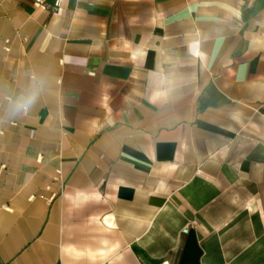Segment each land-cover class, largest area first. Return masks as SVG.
<instances>
[{"label": "crops", "instance_id": "0c3cea01", "mask_svg": "<svg viewBox=\"0 0 264 264\" xmlns=\"http://www.w3.org/2000/svg\"><path fill=\"white\" fill-rule=\"evenodd\" d=\"M54 1L0 0V264H264V0Z\"/></svg>", "mask_w": 264, "mask_h": 264}, {"label": "clouds", "instance_id": "9594fccd", "mask_svg": "<svg viewBox=\"0 0 264 264\" xmlns=\"http://www.w3.org/2000/svg\"><path fill=\"white\" fill-rule=\"evenodd\" d=\"M39 92L40 88L38 85L32 87L31 90L22 97L20 103L16 106L14 111L17 113L27 112L28 109L37 102L39 98Z\"/></svg>", "mask_w": 264, "mask_h": 264}, {"label": "built area", "instance_id": "2783aa9c", "mask_svg": "<svg viewBox=\"0 0 264 264\" xmlns=\"http://www.w3.org/2000/svg\"><path fill=\"white\" fill-rule=\"evenodd\" d=\"M59 3H60V0H55L54 3H53V7L58 10L59 8ZM36 7H43L44 6V0H34V3H33ZM187 228H183L182 229V233H186L187 232ZM156 264H168L167 261L165 260H162Z\"/></svg>", "mask_w": 264, "mask_h": 264}]
</instances>
